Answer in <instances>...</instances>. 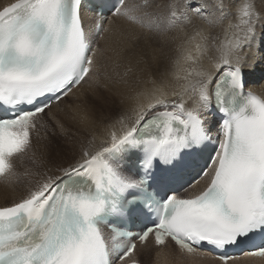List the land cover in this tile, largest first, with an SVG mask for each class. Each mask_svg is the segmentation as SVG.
Returning a JSON list of instances; mask_svg holds the SVG:
<instances>
[{
    "label": "snow or ice",
    "instance_id": "1",
    "mask_svg": "<svg viewBox=\"0 0 264 264\" xmlns=\"http://www.w3.org/2000/svg\"><path fill=\"white\" fill-rule=\"evenodd\" d=\"M257 39L264 0L0 6V264L264 258Z\"/></svg>",
    "mask_w": 264,
    "mask_h": 264
},
{
    "label": "bare ground",
    "instance_id": "2",
    "mask_svg": "<svg viewBox=\"0 0 264 264\" xmlns=\"http://www.w3.org/2000/svg\"><path fill=\"white\" fill-rule=\"evenodd\" d=\"M8 2H9V0H0V6H3L4 4H6ZM114 23L118 25L119 22H114ZM137 29H138V27L134 28L133 31L134 32H137ZM212 31H214L216 33H222V29L221 28H216V29H213ZM186 32H190V30H186ZM184 43H185V41H183V42L181 41V43L179 44V46L182 45V44H184ZM101 44L103 45V41H101ZM179 46L177 45V48L175 49V53L172 52V55L171 56H167V57H169V59H167V60H172V59H174L178 55L177 49L179 48ZM188 47H191L192 48L193 55H196V52H195L194 47L193 46H188ZM250 55L253 58L252 59V68L250 70L251 71H254L255 74L258 76L259 75V70L255 67V65L259 61V59L261 58V56L264 55V53H262L260 51V44H259V40L258 39H257V42L254 44ZM185 67H186V65H185ZM253 90H256L259 94H264V84L255 86L253 88ZM77 97H79V102L81 100H83V97H84V90L83 89H76L75 91H73L72 100H76L77 101ZM80 106H82V105H80ZM68 107H69V110L71 112L78 114V112H77L78 111L77 105L76 106H68ZM72 147H73V144L71 142L70 143V146H68V148H72ZM0 202H2V201H0ZM152 264H179V261H178L177 257L175 256V254L169 253V254H165V255H161V256H156V258L154 260V263H152ZM197 264H211V263L197 262ZM243 264H250V263L244 262Z\"/></svg>",
    "mask_w": 264,
    "mask_h": 264
},
{
    "label": "rangeland",
    "instance_id": "3",
    "mask_svg": "<svg viewBox=\"0 0 264 264\" xmlns=\"http://www.w3.org/2000/svg\"><path fill=\"white\" fill-rule=\"evenodd\" d=\"M197 23H200V22L197 21ZM135 30H136V29H135ZM142 32H144V30L138 27L137 32H135V33H142ZM174 35H175L176 39H175L173 45H172L170 48L165 49V52H164V59H165V60L169 59V57H167V56H171V55H172V52L175 53V49L177 48V45L179 46V44L181 43V41L183 42V41H185V39H186V35H185V33H179V32H178V33H176V34H174ZM177 41H178V42H177ZM174 53H173V54H174ZM169 54H170V55H169ZM72 101H75V103H70L69 106H76V105H77V107H78V111H77L78 114L82 113L83 105L80 106L81 103L79 102V99H77V101H76V100H72ZM71 142H72V141L69 139V140L67 141L65 147L68 148V146H70V143H71ZM155 258H156V257L150 259V257H147V258H146V261H147V263L152 264V263H154Z\"/></svg>",
    "mask_w": 264,
    "mask_h": 264
}]
</instances>
